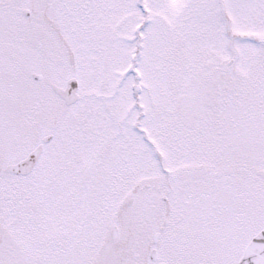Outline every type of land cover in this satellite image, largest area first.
Here are the masks:
<instances>
[{
    "label": "snow or ice",
    "instance_id": "snow-or-ice-1",
    "mask_svg": "<svg viewBox=\"0 0 264 264\" xmlns=\"http://www.w3.org/2000/svg\"><path fill=\"white\" fill-rule=\"evenodd\" d=\"M0 264H264V0H0Z\"/></svg>",
    "mask_w": 264,
    "mask_h": 264
}]
</instances>
